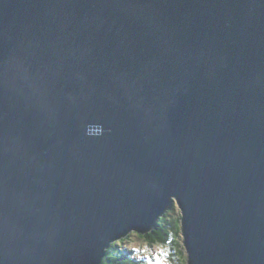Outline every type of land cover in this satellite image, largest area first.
<instances>
[{
	"label": "water",
	"instance_id": "obj_1",
	"mask_svg": "<svg viewBox=\"0 0 264 264\" xmlns=\"http://www.w3.org/2000/svg\"><path fill=\"white\" fill-rule=\"evenodd\" d=\"M174 205L188 264H264V0H0V264Z\"/></svg>",
	"mask_w": 264,
	"mask_h": 264
},
{
	"label": "trees",
	"instance_id": "obj_2",
	"mask_svg": "<svg viewBox=\"0 0 264 264\" xmlns=\"http://www.w3.org/2000/svg\"><path fill=\"white\" fill-rule=\"evenodd\" d=\"M176 205L169 209L156 223V226L151 232L145 235L139 234L141 239L151 246H160L163 250L160 253V259H167L170 264H188L187 253L183 244L181 215L177 211ZM124 237L119 242H115L107 250L101 264H151L149 263L150 256L144 257L142 260H137L131 252L125 250L120 244L124 243ZM159 259L153 258V263L156 264Z\"/></svg>",
	"mask_w": 264,
	"mask_h": 264
},
{
	"label": "rangeland",
	"instance_id": "obj_3",
	"mask_svg": "<svg viewBox=\"0 0 264 264\" xmlns=\"http://www.w3.org/2000/svg\"><path fill=\"white\" fill-rule=\"evenodd\" d=\"M178 209V207H177ZM179 211V209L177 210ZM180 213V211H179ZM125 250L131 252L137 260H142L144 257L150 256L149 263H153V258L159 259L156 264H170L167 259H160L159 255L162 253L160 246L151 247L146 240L141 239L139 234L132 232L126 242L120 244Z\"/></svg>",
	"mask_w": 264,
	"mask_h": 264
},
{
	"label": "clouds",
	"instance_id": "obj_4",
	"mask_svg": "<svg viewBox=\"0 0 264 264\" xmlns=\"http://www.w3.org/2000/svg\"><path fill=\"white\" fill-rule=\"evenodd\" d=\"M177 207V206H176ZM113 244V243H112Z\"/></svg>",
	"mask_w": 264,
	"mask_h": 264
}]
</instances>
